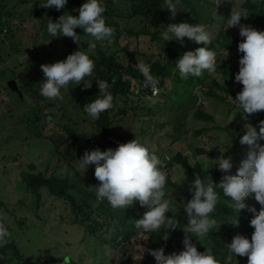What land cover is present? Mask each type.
Instances as JSON below:
<instances>
[{
	"label": "rangeland",
	"instance_id": "374dc122",
	"mask_svg": "<svg viewBox=\"0 0 264 264\" xmlns=\"http://www.w3.org/2000/svg\"><path fill=\"white\" fill-rule=\"evenodd\" d=\"M22 1L10 0L5 10L6 13L9 7V15H4V11L2 12L4 15L2 27L4 26L8 32L4 37L0 33V202L2 203L0 223L8 227L10 232V236L0 244V247L13 242L20 253L19 257L12 251H8L3 260L7 264H63L62 259L70 257L77 264H89L87 245L90 240L89 236L83 233L80 226L71 224V212L68 205L45 194L39 203L21 181L20 173L26 171L29 165H34L36 172L46 175L64 176L67 170L76 171L81 176L84 175L79 170L78 161L86 150H95V148L89 150L87 142L93 140L97 143L99 140L94 129L84 125L80 115L75 114L69 104L70 100L79 95V85L69 83L65 88H62V99L48 100L40 95V83L43 81L41 65L63 61L77 50L87 53L90 57L100 49L108 55L115 54L124 66L138 67L140 64L148 66L149 62L159 59L160 48L158 45L152 46L149 37H142L139 41L134 38L122 37L116 42L115 35L110 40L96 42V47L91 52L89 49L84 50L79 46L67 48L63 45L62 36L53 37L47 32V23L44 22L46 12L40 7L46 3V0H24V3ZM111 1L114 3L115 0ZM250 1L258 3L261 0ZM216 3L218 8L228 6L229 15L225 16L215 10V23L212 26L203 24L206 25L211 40L217 38L221 29L241 38L238 27L229 28L228 23L230 14L237 11L247 17L246 19L241 18L242 24L251 26L258 31L262 30V25L255 22L256 16H251L243 9L246 0H216ZM79 7L67 3L61 9L60 15L68 12L73 16H78V11H73V9H79ZM105 9L106 21L113 20L114 17L108 16V11H110L109 9L115 11L116 7L110 8L107 5ZM176 10L179 11L178 8ZM179 17H181V13H176L175 18L179 19ZM114 20H117L116 22L126 29L139 30L145 26L141 22L143 21L141 18ZM179 23L180 20L168 21L164 26L157 27L156 30L161 34L165 30L164 27ZM222 25L223 28H221ZM154 30L151 28V31ZM78 35H80L78 42L81 43L88 44L92 39L90 36L84 35L83 32ZM177 43V46L181 45L179 42ZM199 46L196 44L188 51H195L200 48ZM216 58H220V61H216V71L210 73L207 84L201 87L205 92L210 88L212 80L224 84L221 73L217 71L221 61L228 63L232 71L239 69L238 61L241 57L238 53L233 54L220 48L216 51ZM170 61V59L162 60V63L168 64ZM19 73H25L27 82L30 83L29 87H24L22 80L21 83L19 82ZM9 80L16 81L21 96L8 89L7 82ZM171 84L168 83L169 88L172 87ZM144 85L145 83H143V87ZM241 89H237V92H240ZM235 90L234 88L233 91ZM219 94L221 95L222 92ZM139 97L143 98L140 95ZM154 97H161V94L152 95L146 100L151 107L155 103ZM234 100L235 98L232 96L227 97L225 102L204 98V96L197 98L195 105L201 102L203 108L200 110L213 117V121L206 124L194 120L193 112L184 118L183 112L164 110L158 114L157 122L162 123L166 118L176 121L178 127L175 134L167 124L166 129H154L145 140L143 137L138 140L146 147L154 148L156 146L158 152L162 153L161 168L170 177V184H166L165 189L166 198L170 200V210L184 212L183 208L178 205L181 200L187 202L191 199L186 195L185 190H188L193 181L192 178L187 177L179 165H173L170 168L163 167L176 153L180 152L183 156H188L192 164L201 161L203 171L207 168L217 167L215 164L219 157L231 156L233 168L227 175H235L240 162L245 159L248 148L246 145H241L239 140L249 124L259 131V125L257 127L253 125L258 119V115L244 114L242 109H238V102ZM139 105L140 110L136 111L139 116L135 115V111H131L133 105L128 106L127 116H123L116 122V131L140 132V128L145 123L144 113L148 106L145 103ZM143 106L146 108L141 109ZM176 108L177 106H175ZM195 110L197 109L195 108ZM64 114L66 116H63ZM37 118H39L38 121ZM67 121L75 131V139H68L60 133L57 127H54L56 124L62 125ZM151 127L153 129V126ZM204 127L210 130L195 137V133ZM235 131L236 134L231 135ZM36 135H39V138ZM58 137H60V143L55 148L50 140H55ZM236 142L238 146L237 150H234ZM260 143L264 144V141H260ZM195 149H202L213 155L196 154ZM183 172L187 178L185 181L181 175ZM86 173H94V166H89ZM251 204L260 209V205L253 198ZM182 215L184 217L186 214ZM248 217H250L249 214L247 219ZM252 233H248V235L251 237ZM135 239L137 244L122 246L120 250L117 249V254L114 252L115 255L112 259L115 262L119 260V264H135L138 261L155 264L153 260L147 261L146 252H144L146 244L142 245L143 239L139 237ZM224 239L227 241L228 236L226 235ZM182 240H179V245L183 250ZM91 248V252L96 250L93 252V259L101 261L103 264L109 263L111 260L109 253H103L98 245H92ZM243 264H247V261L244 260Z\"/></svg>",
	"mask_w": 264,
	"mask_h": 264
},
{
	"label": "trees",
	"instance_id": "16d2710c",
	"mask_svg": "<svg viewBox=\"0 0 264 264\" xmlns=\"http://www.w3.org/2000/svg\"><path fill=\"white\" fill-rule=\"evenodd\" d=\"M22 2L24 3V0ZM9 3L10 0H0V33L4 28V26L2 27L3 16L9 15V7L5 13ZM83 3L84 0H68V4L70 5L75 4L81 6ZM103 4L105 7H107V5H109L110 8L116 7L115 11L114 9H109V17L111 16L118 20L124 18L126 20L141 18L143 20L141 22L145 24L142 29L134 30L122 27L121 24L114 19L106 21V24L115 30L113 35H115L116 42L122 37L134 38L138 41L142 37H149L151 44H153L152 46L158 45L160 52L157 61H148L147 67L149 71L147 74L143 73L139 67H132L130 65L124 66L116 58L115 54L108 55L100 49H98L96 54L90 55V59H92L95 64L93 74L89 77V79H91V87L84 89L83 84H80L78 87L80 91L79 95L69 101L73 112L80 115L81 122L87 127L93 128L99 137L97 143L93 140L87 142L89 150L94 148H98L101 151L107 149L114 150L118 144H124L134 139L139 140L140 137H143L145 140L154 129L161 128L164 130L168 127L167 124L170 125L173 134H175L176 128L178 127L176 121L166 118L162 123L157 122L158 114L164 110H168L169 112H174L176 110L177 113L183 112L184 118L190 112H193L192 116L194 120L202 121L204 124L212 122L213 117L205 111L200 110L203 106L201 104L195 105L197 98L204 96V98L207 97L219 102H225L226 98L229 96L236 98V95L239 93L237 89L243 87L234 80L239 69L232 71L228 63L221 61V64L217 67V71L221 73L224 84H219L217 81L212 80L210 88L205 92V90H203L204 88L201 87L207 84L210 73L205 71L200 77L189 76L187 79H181L174 66L175 62L185 52H188L191 47L194 48L196 43L184 38L183 46H177L178 43L176 41H164L160 32L156 30L157 27L164 26L166 22L172 20H180V23L186 22L192 25L208 24V26H212L215 23L214 11L218 10L220 14L228 16V6L218 8L216 0H179L176 4V8L179 9L177 13H181V17H179V19H173L171 18V13L166 9L167 5L165 0H115L114 3L111 0H104ZM243 9L251 16H256L255 22L260 23L262 25L261 31H264V0L258 3L246 0ZM43 10L46 12V16L44 17L45 23H48L49 18L55 22L61 12V10L56 11L54 8H43ZM3 11L4 15H2ZM151 28L155 30L151 31ZM221 28H223V25ZM242 39L234 36L227 30L221 29L217 38L211 40V43L207 45V47L215 52L221 48L233 54L238 53L240 57H242L243 54L238 52V43L242 42ZM199 45V47H205L203 44ZM79 47L84 50L89 49L88 44L81 42H79ZM108 47L110 48V46ZM167 59L171 60L170 63L163 64L162 60ZM218 60L220 61V58H216V61ZM146 80H150L151 82L155 80V84H153V82L152 84L158 87L159 94H161V97H154L155 103L152 107L149 106L146 101L148 98L152 97L150 89L143 87V83ZM96 81L107 82V92L111 93L114 99L113 107L101 113L98 120L93 121L84 112L83 107L86 103H90L103 95L99 93ZM168 83H172L171 88L168 87ZM22 85L24 87H29L30 83L22 82ZM234 88L236 89L235 91H233ZM219 92H222V94L220 95ZM139 95L143 96V98H140ZM136 97L137 99H134ZM141 103H145L148 107L147 111L144 113L145 123L140 128V132H132L129 130L127 132L116 131V122L122 119L123 116H127L128 106L133 105V107L131 106V111H135V115L139 116V113L136 111L140 110L139 104ZM175 106H177L176 109ZM145 108L146 106H143L141 109ZM195 108L197 110H195ZM238 109H241L239 105ZM255 114L258 115V119L253 125L257 127L260 122L263 121L264 111ZM63 116L66 115L64 114ZM38 119L39 118L36 120L38 121ZM68 122L69 121L62 125L56 124L54 127H57L60 133L65 135L68 139H75V131ZM151 126H153V129ZM209 130V128L204 127L202 130L195 133V137L205 134ZM235 134L236 131L231 135L234 136ZM36 136L39 138V135ZM50 142L56 148L58 147V143H60V137L55 140H50ZM237 146V142L234 143V150H237ZM146 148L151 153L157 155L160 160L163 158L161 155L162 153L158 152L156 146L154 148ZM194 151L196 154L200 155L204 153L209 156L213 155L202 149H195ZM173 165H179L182 170H184L187 177L194 179L196 175H199L201 179L206 182L211 178L212 182L216 185L221 182L225 175V173L221 172L217 167L207 168L203 171L201 161H196L192 164L189 157L183 156L180 152L171 157L170 162L167 165L164 164L163 167L170 168ZM161 170L163 171L162 168ZM20 176L22 183L26 186L27 190L36 197L39 203L42 201L43 194H45L54 199H59L68 205L71 212V224L80 226L83 233L89 236L90 240L87 242L89 248V264H103L101 261L93 259V252H96V250L94 249L93 252H91L92 245H98L103 253H109V258H111V260H109L108 264H119V260L115 262L112 259V257L117 254V249L120 250L121 247L126 244H137L136 237L143 239L142 245L145 246L146 244L144 249L156 250L164 248L165 254L167 255L172 252L178 253L182 251L179 240L183 239L184 235L191 236V242L196 246L198 252H204L205 249L211 250V253L219 264H243L244 260L247 261V257H239L235 254L232 256L227 245L231 243L232 238L236 235L246 237L250 241L251 237L248 233L254 231V229L249 226L252 214L247 212V210H241L237 215L233 202L230 198L224 196L222 190L218 186L216 187V191L219 198L215 211L211 214L212 218L217 221V224L204 238L197 241L195 236L184 231L187 224V216L185 213L174 212L170 209L168 213H166V216L168 219L172 220V228L175 230H170L167 223L155 233H144L142 230L136 229L133 222L142 218L147 209L141 207L138 201H134L131 206L125 209H114L106 200H97L95 191L92 187L97 186L99 182L94 178V173H86L81 176L76 171L71 172L67 170L64 176H57L55 174L46 175L36 172L34 165H29L26 171L20 173ZM167 184H170L169 175ZM185 193L191 198V193L188 190H185ZM251 202V197L246 198L244 201L247 206L254 207ZM0 207H2L1 202ZM255 208L259 211V208ZM182 214L185 216L183 217ZM248 214L250 217L247 219ZM236 219L238 223L235 226ZM6 228L8 229V227ZM166 235L169 236V238L167 241H164L163 238ZM226 235L228 239L224 241ZM8 251H12L16 256L20 257L17 246L13 242L8 243L0 247V264H7L3 258ZM145 252L147 261H154V258L148 255L147 251ZM62 262L63 264H77L70 257H64ZM135 264L148 263H141L138 261Z\"/></svg>",
	"mask_w": 264,
	"mask_h": 264
},
{
	"label": "clouds",
	"instance_id": "9594fccd",
	"mask_svg": "<svg viewBox=\"0 0 264 264\" xmlns=\"http://www.w3.org/2000/svg\"><path fill=\"white\" fill-rule=\"evenodd\" d=\"M178 2L179 0H165L166 9L173 19L177 13ZM67 3L68 0H46L40 7L60 11ZM73 11H78V16L65 12L55 22L49 18L47 32L53 37H68L77 42L80 35H77L74 29H82L84 34L92 38L88 42L90 52L95 49L96 42L112 38L115 30L106 24L103 0H84L79 9ZM242 17L247 18L237 11L231 13L228 19L229 28L238 27L239 36L243 38L242 42L238 43V52L243 55L238 61L239 70L234 77L235 82L243 87L234 101L238 102L244 114L251 115L264 111V31L242 24ZM164 29L161 33L164 41L175 40L183 46V40L187 38L196 44L205 45L195 51L185 52L175 62V69L181 79H187L189 76L200 77L205 71H216V52L207 47L211 38L205 25L181 22L169 24ZM94 67V61L80 50L68 55L63 61L41 65L43 81L40 83V95L48 100L62 99L61 89L69 83L76 86L83 83L84 89L90 88L91 79L88 78L92 76ZM138 67L145 74L149 71L146 65L140 64ZM152 82L155 84V80ZM97 86L99 93L103 95L83 107L84 112L93 121L113 107L114 99L111 93L107 92V82L99 81ZM260 141H264V121L260 122L259 131L250 124L247 125L239 143L246 145L248 151L236 174L224 175L218 185L214 184L211 178L206 182L196 175L188 188L191 199L187 202L181 200L179 205L175 202L183 208L187 216L184 231L195 236L197 241L204 238L217 224L211 216L219 198L217 186L225 197L231 199L237 215L241 210L251 213L249 226L254 231L250 241L246 237L236 235L227 245L232 256L235 254L247 257V264H264V144ZM216 161L215 165L221 172L228 173L233 168L231 156H222ZM160 165L159 157L137 139L118 144L114 150H86L78 161L79 170L84 174L89 166H94V178L99 183L92 188L97 200H106L114 209H125L134 201H138L141 207L147 209L142 218L133 222L136 229L144 233H155L166 223L170 230H175L172 228V220L166 216L170 207V200L166 198L165 191L168 174L161 170ZM181 175L185 181L187 178L184 172ZM249 197L260 205L259 211L244 203ZM237 223L236 219L235 226ZM9 236L8 229L0 223V244ZM168 238L166 235L163 240L167 241ZM191 240V236L184 235L183 250L178 253L166 255L164 248L144 249V252L147 251L148 255L154 258L155 264H219L211 250L198 252Z\"/></svg>",
	"mask_w": 264,
	"mask_h": 264
},
{
	"label": "water",
	"instance_id": "95a60500",
	"mask_svg": "<svg viewBox=\"0 0 264 264\" xmlns=\"http://www.w3.org/2000/svg\"><path fill=\"white\" fill-rule=\"evenodd\" d=\"M74 32L78 35L83 32L82 29H74ZM62 41L63 45L67 48L72 47V48H77L79 46V42H74L71 38L68 37H63L62 36ZM19 80H22L24 83L27 82L26 76L24 74H19ZM7 87L10 91L16 93L17 95L21 96V92L19 91L16 81L14 80H9L7 82Z\"/></svg>",
	"mask_w": 264,
	"mask_h": 264
},
{
	"label": "built area",
	"instance_id": "2783aa9c",
	"mask_svg": "<svg viewBox=\"0 0 264 264\" xmlns=\"http://www.w3.org/2000/svg\"><path fill=\"white\" fill-rule=\"evenodd\" d=\"M7 34L6 28L2 29L1 36L4 37ZM144 87L149 88L151 92V96H157L159 94V89L158 87H155L150 80H146ZM199 98V97H198ZM201 98V97H200ZM201 101V100H200ZM203 105L201 102L198 103V105Z\"/></svg>",
	"mask_w": 264,
	"mask_h": 264
},
{
	"label": "flooded vegetation",
	"instance_id": "af4514ba",
	"mask_svg": "<svg viewBox=\"0 0 264 264\" xmlns=\"http://www.w3.org/2000/svg\"><path fill=\"white\" fill-rule=\"evenodd\" d=\"M18 74V73H17ZM19 74H24L25 75V73H19ZM19 82L21 83L22 81L21 80H19ZM18 83V82H17Z\"/></svg>",
	"mask_w": 264,
	"mask_h": 264
}]
</instances>
